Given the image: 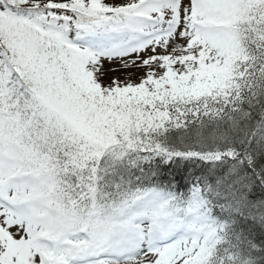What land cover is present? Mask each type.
<instances>
[{
    "label": "snow or ice",
    "instance_id": "snow-or-ice-1",
    "mask_svg": "<svg viewBox=\"0 0 264 264\" xmlns=\"http://www.w3.org/2000/svg\"><path fill=\"white\" fill-rule=\"evenodd\" d=\"M0 264H264V0H0Z\"/></svg>",
    "mask_w": 264,
    "mask_h": 264
}]
</instances>
